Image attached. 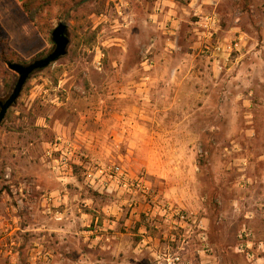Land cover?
I'll return each instance as SVG.
<instances>
[{"label": "rangeland", "instance_id": "1", "mask_svg": "<svg viewBox=\"0 0 264 264\" xmlns=\"http://www.w3.org/2000/svg\"><path fill=\"white\" fill-rule=\"evenodd\" d=\"M8 1L0 4V99L18 79L6 61L47 55L62 20L71 42L30 76L0 125V245L12 250L0 264L31 262L24 228L45 216L40 198L54 185L34 174L48 175L54 157L74 177L59 186L74 189V202L79 190L93 215L85 229L102 235L93 246L74 234L55 245L70 264H156L177 246L194 264H264V0H31L34 19ZM110 165L148 188L88 182L87 171ZM114 204L116 229L131 242L115 263L100 255L114 231L102 227L118 215L99 214ZM203 236L209 249L198 252Z\"/></svg>", "mask_w": 264, "mask_h": 264}, {"label": "crops", "instance_id": "2", "mask_svg": "<svg viewBox=\"0 0 264 264\" xmlns=\"http://www.w3.org/2000/svg\"><path fill=\"white\" fill-rule=\"evenodd\" d=\"M31 0H9L8 3L14 8L15 11L26 12L29 14L28 9L34 8L29 5ZM3 0H0V4ZM28 8V9H27ZM164 24V23H163ZM164 95L167 96L166 89L163 91ZM169 94V93H168ZM61 127L65 128L64 125ZM55 130L58 131L57 138L62 139V144L66 146H70L73 144L72 140L69 137H62L61 130L58 125H56ZM57 142H50L51 149L48 150V153L51 155L53 148H56ZM52 157V155H51ZM54 157V156H53ZM54 169L51 170L48 175L44 176L42 174H34L35 178H46L50 181V183L56 184L50 190V197L47 194H43L42 200L39 204L42 206V212L45 216H38V213L35 214L33 221L29 224L28 229L24 228V230H30L33 238V245L35 248L32 249V254L29 258L31 261L29 264H70L68 261L69 256L65 251H58L54 246L59 245L63 242H66V238L68 236L76 235V238L79 241H90V245H94L98 241L101 240L102 235H98L97 229L96 233L93 230L85 229V226L92 221L93 215L89 212L83 210L79 205L80 195L79 190L76 192L77 194V202H74L75 196H71V193L74 191L72 188H68L66 185L59 186L60 180L64 178H74L70 171L63 170L64 166L57 164V159L54 157ZM65 171V172H64ZM42 187V186H40ZM72 189V190H71ZM76 189V188H75ZM98 190H104L102 187H96ZM67 190V191H66ZM53 206H57L59 208L54 209ZM101 211L104 212H117L116 215L118 217L113 220H109V222H105L104 226H98V228L109 227L113 228L114 231L109 235V251H101L100 257H104L107 252H109V257L115 259L113 262L115 263L117 258L120 256L121 252H127L129 247L131 246V242L127 237L128 234L121 233L116 229L117 224L119 223V219L122 215V212L117 210V205L114 204L112 206H103L101 210H99V214ZM59 212V213H58ZM42 214V215H43ZM91 216V217H90ZM61 218V219H57ZM99 220V215L96 216V221ZM7 227L8 222L6 220L3 221ZM174 222H177L175 220ZM131 220L127 219L126 224L130 225ZM180 224V223H179ZM3 226V225H0ZM3 230V229H2ZM72 234V235H70ZM126 236V237H125ZM52 243V244H51ZM59 243V244H58ZM104 243V242H103ZM50 247V248H49ZM49 248V249H48ZM77 259H83L86 257V254L82 251H76ZM82 252V253H80ZM200 252H204L200 250ZM258 260L259 263L262 262V252H264V240H260L258 243ZM49 256L50 259H47ZM18 259V253L14 254L10 257L11 262H16Z\"/></svg>", "mask_w": 264, "mask_h": 264}, {"label": "built area", "instance_id": "3", "mask_svg": "<svg viewBox=\"0 0 264 264\" xmlns=\"http://www.w3.org/2000/svg\"><path fill=\"white\" fill-rule=\"evenodd\" d=\"M216 62V67L221 69L223 66L222 61L216 59ZM64 154H69V151L64 152ZM65 156L62 155L63 158ZM86 177L88 182L95 188L102 187L111 191L119 188L128 190H132L134 187H143L146 189L148 188L144 183L143 179L132 177L127 171L119 169L118 167H116V165H110L108 167L98 166L94 170L92 169L87 171ZM172 213L177 214L182 219H184V215L182 214L180 209H175V211H172ZM198 242L199 243L196 244V246L194 247V249L196 248L198 252H200V250L205 251L209 249V244L207 243V236H203V239L199 238ZM204 242L205 244H203ZM184 249L185 248L183 246H177V248L174 250L169 249V251L165 252L160 251L157 256L156 264H194L193 260H190L189 256L183 253ZM240 250L244 251L243 248ZM2 252L11 254V247L7 243L0 245V253ZM246 254L248 256L251 255L250 252ZM47 259H49V256L47 257Z\"/></svg>", "mask_w": 264, "mask_h": 264}, {"label": "water", "instance_id": "4", "mask_svg": "<svg viewBox=\"0 0 264 264\" xmlns=\"http://www.w3.org/2000/svg\"><path fill=\"white\" fill-rule=\"evenodd\" d=\"M51 39L54 43V47L47 55L38 57L27 64L16 61H7L9 69L18 74V79L12 93L4 100L0 99V125L5 119L9 108L17 102V99L30 76L35 71L48 67L51 63L57 61L68 53L71 39L66 21L62 20L54 27Z\"/></svg>", "mask_w": 264, "mask_h": 264}, {"label": "trees", "instance_id": "5", "mask_svg": "<svg viewBox=\"0 0 264 264\" xmlns=\"http://www.w3.org/2000/svg\"><path fill=\"white\" fill-rule=\"evenodd\" d=\"M46 1H50V0H46ZM28 9V8H27ZM35 11L36 9L35 8H31V9H28V12H29V15L32 19L35 18ZM43 53H39L38 56H41ZM7 62V61H6Z\"/></svg>", "mask_w": 264, "mask_h": 264}]
</instances>
